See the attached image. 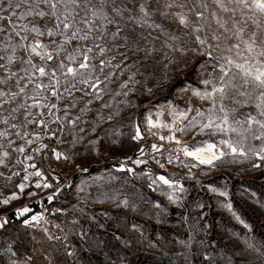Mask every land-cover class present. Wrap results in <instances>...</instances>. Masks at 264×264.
Instances as JSON below:
<instances>
[{
    "label": "rangeland",
    "instance_id": "1",
    "mask_svg": "<svg viewBox=\"0 0 264 264\" xmlns=\"http://www.w3.org/2000/svg\"><path fill=\"white\" fill-rule=\"evenodd\" d=\"M83 15L84 13H81L77 19L79 20ZM155 19L163 22L167 28L176 27L175 23L161 21L158 13ZM4 23L7 24L6 21ZM49 23L51 24L52 21ZM132 27L129 22L128 28ZM136 30L146 36L149 32L152 36H159L154 46L161 51L154 54V59L147 61H143L141 54V64L137 66L142 67L146 63L149 66L154 65V70L149 67L142 76L135 77L140 84L128 97L133 102L132 106L120 104L124 97H117L112 108L101 109L104 101L112 99V90L118 89V84L113 83L109 85L103 99L90 106L92 111L81 115V121L88 120V124L77 122L76 127H71L65 120L63 128L57 122L49 123L47 129L37 127V124H30L26 129L29 132L26 139H33L36 134L42 139L33 140L29 145L26 144V140L15 135V129H9V139L15 143L8 147L7 141H0L4 146L0 151L6 149L10 154L7 167L0 166V199L7 198L13 193L20 196V199L10 201L7 205L0 204V214L6 213V217H9L8 223L13 226L19 222L23 224L25 218L38 213L43 217L35 226L23 224V229L10 228L7 238L12 241L18 239L28 251H32L34 247L40 249V252L32 251V253L43 264H47L43 256L48 254L54 260V264H209L204 260L205 254L214 258V264H264V256L258 255L254 249L247 248L244 243L247 239L257 248L264 243V207H262L264 162L250 153L247 159L237 156L233 161L231 157H226L223 162H217L215 168L204 165L191 168L196 161L185 157L183 152L181 154L186 158L184 161L168 163L163 171L156 166L147 169L145 163L136 165L133 162L137 160L141 149L150 146L144 138L139 141L132 140L135 126L139 124L143 137L144 134L150 133L147 129L146 117L152 113L155 119V113L166 112L169 103L180 109L191 105L193 109L206 110L211 106L209 101H202L192 96L191 90L185 92L182 89L203 90L204 85L200 80L212 79L208 76L210 72L215 71L216 76L219 75V62L216 60L208 61V66L203 69H200L198 64L194 65L196 70L189 69L187 75L184 71L174 72V66H170L167 69L168 82L162 87L159 86L158 82L163 78L165 71L164 64L168 63L163 58V52L168 49L161 48L166 37L160 36L159 30L148 28ZM255 30V27L249 23L248 31ZM184 31L188 30L177 31L174 34L184 40L193 39L185 36ZM4 35L0 33V40ZM41 39L45 43L49 42L46 36ZM87 43L91 45V41ZM227 43H235V41L231 40ZM144 46L152 47L153 44L148 42ZM19 54L24 55L22 51ZM220 54L219 51H213V56ZM223 54L229 55L227 52ZM231 55L235 56V52L233 51ZM178 56V53L169 52V59ZM60 59L63 57L55 62H48L49 73L57 67ZM135 59L136 57H132L127 63L131 64ZM197 59L207 60V56ZM157 60L159 63H156ZM93 62L98 63L99 60ZM34 63L42 62L39 58H34ZM132 71L134 72L135 68ZM130 74L121 77V81L126 80L127 75ZM60 79L63 82L64 77L61 76ZM43 82L47 84L48 79L44 78ZM78 87L83 86L78 85ZM148 88L153 89L151 94L147 93ZM74 94L80 96V93ZM47 95L51 94L47 93ZM87 99L84 98L77 108L71 110L69 119L80 114V108L85 106ZM64 103L66 101H62L59 105L60 112L53 110L54 115L51 117L47 109L32 111L34 115L43 112L44 115L39 119L51 121L55 116L63 118ZM117 105L122 109L121 114L111 121L107 120L108 114L115 111ZM7 107L5 105V109ZM98 110L102 111L105 117L103 121L95 119ZM248 111H252L255 115L253 109L238 108L237 118L244 119L242 113ZM0 115H7V112H0ZM16 115L17 120L13 122L22 124L23 114ZM193 115L195 111L190 113L189 117ZM164 119L169 118L165 115ZM93 122L98 125L94 134ZM5 127L0 124V130ZM80 128H84L85 131L81 133ZM24 130L21 128V131ZM198 131L197 128L186 134L177 133V138L190 148L201 146L204 141L219 146L221 139H228L224 134L197 135ZM159 134L167 135L166 130L162 133L157 132V135H154L156 140L169 148L176 149L177 145L174 143L159 140ZM80 136H83L82 140L79 139ZM101 137L98 144L90 145L89 141ZM74 138H76L75 144L72 143ZM42 144H46L47 148L39 152L33 151ZM246 144L258 150L261 141L249 137ZM20 146H24V153L13 150ZM53 150L65 153L72 159L57 160ZM26 156H32L33 159L26 160ZM17 161L21 162L17 163ZM28 164H35L36 168H27V173L40 170L51 187L35 188V183L40 180L35 175L24 181L25 167ZM185 164L189 167H185ZM253 164H262V167L254 168ZM146 169L150 171L149 174L146 173ZM161 175L171 182L172 188L159 181L158 177ZM8 177L11 179L9 180ZM22 182L27 185L24 193H20L17 188ZM213 188L216 189L215 192L210 190ZM221 191L226 192L227 196L219 195ZM29 192L36 195L29 196ZM172 192L177 197L175 202L168 200V194ZM49 196L53 197L51 201L48 199ZM125 199L129 201L127 208L120 205ZM155 204H159L160 208H155ZM226 204H231V211L224 207ZM23 206L29 207L30 212L24 217L17 216L19 219L15 218L16 210ZM133 206L136 207V211L132 210ZM236 216H239L240 220H237ZM44 229H47V233ZM48 234L60 239L48 240ZM190 235L193 238L190 248L178 243L187 241ZM33 237L40 241V244H37ZM41 252L43 255L40 254ZM69 252L73 255L69 256Z\"/></svg>",
    "mask_w": 264,
    "mask_h": 264
},
{
    "label": "snow or ice",
    "instance_id": "2",
    "mask_svg": "<svg viewBox=\"0 0 264 264\" xmlns=\"http://www.w3.org/2000/svg\"><path fill=\"white\" fill-rule=\"evenodd\" d=\"M81 13L84 15L78 20L77 17ZM157 13L161 21L175 23V29L167 28L163 22H158L155 19ZM5 21L7 24L4 23ZM49 21L52 23L50 24ZM129 22L133 25L131 29L128 28ZM249 23L255 27V31H248ZM137 28L159 30V35L166 37L161 48L168 49L163 52V58L168 63L164 64L163 78L158 82L161 87L168 82L167 69L170 66H174V72L184 71L187 75L189 69L196 70L194 65L198 64L199 68L203 69L208 66V61L219 62L218 77L214 71L208 73L212 79L200 80L204 85L203 90L182 89L185 92L191 90L192 96L202 101H209L210 107L201 110L193 109L189 105L180 109L169 103L166 112L155 113V119L152 113L148 114L146 117L148 131L152 135H157V132L162 133L166 130L167 135L159 134L158 139L177 145L176 149H169L175 151L177 161L180 152L196 161L191 168L199 165L215 168L217 162H223L226 157H231L235 161L237 156L247 159L250 153L264 162V0H210V2L209 0H163V3L161 0H6V2L0 0V33L5 34L0 40V112H7V115H0V124L6 126L0 130V141H7L8 147L15 143L9 139V129H15V135L26 140V144L29 145L33 140L42 139L39 134L34 135L33 139H26L29 136L26 129L30 124H37V127L46 129L49 123L57 122L63 128L65 120L71 127H76L77 122L88 124V120L81 121V115L90 113L92 111L90 106L96 101H101L107 94L109 85L113 83L118 84V89L112 90V99L104 101L101 109L112 108L117 97H124L120 104L132 106L133 102L128 97L140 84L135 77L142 76L149 67L154 70V65L149 66L146 63L142 67L137 66L141 64V54L143 61H147L154 59V54L161 51L154 46L159 36H152L151 32L146 36L142 32H137ZM182 30H188L184 31V35L193 39L184 40L174 34ZM201 33L204 35L202 36ZM45 36L48 38V43L41 39ZM231 40L235 43H227ZM88 41H91V45H88ZM148 42L153 46H144ZM94 50H96L95 54H93ZM21 51L24 53L23 56L19 54ZM213 51H219L221 54L213 56ZM233 51L235 56L231 55ZM169 52L178 53L179 56L169 59ZM225 52L229 55H224ZM203 56H207V60L197 59ZM61 57L63 59H60L57 67L49 73L48 62H55ZM132 57L136 59L131 64L127 63ZM34 58H39L42 63H34ZM97 59L99 62L94 63L93 61ZM156 63L159 61L157 60ZM133 68H135L134 72ZM128 73L131 74L127 75V79L121 81V77ZM61 76L64 77L63 82ZM44 78L48 79L47 84L43 82ZM146 91L151 94L153 89L148 88ZM74 93H80V96ZM84 98L88 99L85 106L80 108V114L69 119L71 110L77 108ZM62 101H66L62 109L63 118L55 116L54 120L45 121L39 119L44 115L43 112L33 114V109H47L51 117L54 115V109L56 112L61 111L59 105ZM229 104L232 106L230 107ZM5 105L8 106L6 109ZM238 108L253 109L255 115L252 111H248L242 113L244 119H238L236 116ZM121 111L122 109L117 105L116 110L108 114L107 120L111 121L119 116ZM193 111L195 115L189 117ZM18 113L24 116L22 124L13 122L17 120ZM165 115L169 119H164ZM95 119L101 121L105 119L102 111H97ZM97 127L98 125L93 122V134ZM21 128L25 130L21 131ZM197 128L199 129L197 135L224 134L228 139H221L219 146L204 141L201 146L190 148L177 138V133L186 134ZM79 131L83 133L85 129L80 128ZM249 137L261 141L258 150L246 144ZM131 138L133 141L144 138L139 124L135 126V134ZM79 139L82 140L83 136ZM100 139L102 137L89 143L95 146ZM72 143H76V138ZM3 147L0 143V148ZM44 148H47L46 144L40 145L33 151L39 152ZM152 149L154 152L161 151L157 144H153ZM13 150L24 153L25 148L20 146ZM140 151L143 152V149ZM53 154L57 160L72 159L59 151L53 150ZM9 155L6 149L0 151V166L7 167ZM25 159L31 161L33 157L26 156ZM133 162L136 165L145 163L139 159ZM172 162L173 157L170 156L168 163ZM184 166L189 167L187 164ZM253 167L260 168L262 164H253ZM27 168L35 169L36 165H26L24 181L35 175L40 178L35 183V188L51 187L40 170L27 173ZM82 170L86 171V169ZM8 179L10 180L11 177ZM158 179L163 185L173 187L163 175ZM26 187V183L23 182L17 185L20 193H24ZM210 190L216 191L214 188ZM28 195L34 196L36 193L29 192ZM219 195L227 196V193L221 191ZM18 199L20 196L13 193L6 199L0 200V204L7 205L10 201ZM48 199L51 201L53 197L49 196ZM176 199L174 192L168 194L170 202H175ZM120 205L127 208L129 201L125 199ZM154 207L159 209L160 205L155 204ZM224 207L229 211L232 210L231 204H226ZM132 210L137 209L133 206ZM29 212L27 206L16 210L19 217H24ZM233 215L235 216V213ZM42 218L41 215H34L31 220L39 224ZM236 219L240 220V217L236 216ZM7 223L6 219L0 217V229H4ZM23 223L28 225L29 220L25 218ZM44 231L47 233V229ZM47 239L59 240L60 237L48 234ZM192 239L190 235L187 241L178 243L190 248ZM33 240L40 244L35 237ZM244 243L247 248L254 249L258 255L264 256V243H261L259 248L247 239ZM5 251L9 252L11 257L21 256L13 242L7 243ZM32 251L38 253L40 249L34 247ZM40 254L43 255L42 252ZM68 255L71 256L73 253L69 252ZM43 260L47 264H54V260L49 255H44ZM204 260L214 264V258L207 254L204 255ZM9 264H43V262L39 261L36 255L24 252L22 259H10Z\"/></svg>",
    "mask_w": 264,
    "mask_h": 264
},
{
    "label": "built area",
    "instance_id": "3",
    "mask_svg": "<svg viewBox=\"0 0 264 264\" xmlns=\"http://www.w3.org/2000/svg\"><path fill=\"white\" fill-rule=\"evenodd\" d=\"M144 139L146 142L150 143V146L145 148L143 150V152H141L137 156V159H141V160L145 161V165L148 166L147 169H150L152 166H156L161 171H163L165 169L166 165L168 164V158L170 156L173 157V162L177 161L175 159V156H176L175 151H169V149H172V148H169V147H167L166 144L161 143L158 140H156L154 135H152L151 133H146V134H144ZM153 144H157V146L161 148V151L160 152H154L152 149ZM185 159L186 158L180 152L178 161H184ZM157 161H159V163H157ZM161 165H163V167H161ZM147 169H146V173L149 174L150 171ZM3 199H6V198L4 197V198H1L0 200H3ZM35 215H40V214L38 213ZM31 217L27 218L29 220V224L26 226H35L37 224L36 222L31 220Z\"/></svg>",
    "mask_w": 264,
    "mask_h": 264
},
{
    "label": "crops",
    "instance_id": "4",
    "mask_svg": "<svg viewBox=\"0 0 264 264\" xmlns=\"http://www.w3.org/2000/svg\"><path fill=\"white\" fill-rule=\"evenodd\" d=\"M14 210L15 209H13V211ZM0 217H3L7 221H8V218H9V217H6V213L0 214ZM15 218L19 219L17 217V214L15 215ZM18 227L20 229L21 228L23 229L24 225L21 222H19L15 226H13L12 224L7 223V225H6V227L4 229H0V264H9V260L10 259H22L24 252H27L28 254H33L32 251H30V250L28 251V250L24 249V246H22L23 244L21 242H19L18 239H15V240L12 241V240H9L7 238L9 229L13 228V229L17 230V229H19ZM9 242H13L14 243V247L21 253L20 257H11V254L9 252L5 251L7 243H9Z\"/></svg>",
    "mask_w": 264,
    "mask_h": 264
},
{
    "label": "water",
    "instance_id": "5",
    "mask_svg": "<svg viewBox=\"0 0 264 264\" xmlns=\"http://www.w3.org/2000/svg\"><path fill=\"white\" fill-rule=\"evenodd\" d=\"M142 140V139H141Z\"/></svg>",
    "mask_w": 264,
    "mask_h": 264
}]
</instances>
